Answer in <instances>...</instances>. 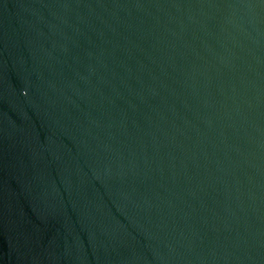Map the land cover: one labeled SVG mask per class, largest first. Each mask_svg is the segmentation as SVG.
Returning a JSON list of instances; mask_svg holds the SVG:
<instances>
[{
	"label": "water",
	"instance_id": "95a60500",
	"mask_svg": "<svg viewBox=\"0 0 264 264\" xmlns=\"http://www.w3.org/2000/svg\"><path fill=\"white\" fill-rule=\"evenodd\" d=\"M0 264H264V0H0Z\"/></svg>",
	"mask_w": 264,
	"mask_h": 264
}]
</instances>
